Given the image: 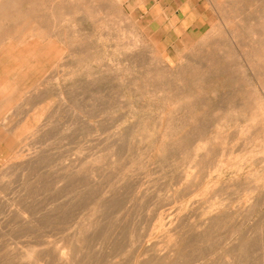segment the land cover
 <instances>
[{"label":"rangeland","instance_id":"obj_1","mask_svg":"<svg viewBox=\"0 0 264 264\" xmlns=\"http://www.w3.org/2000/svg\"><path fill=\"white\" fill-rule=\"evenodd\" d=\"M0 142V214L59 194L64 207L49 214L55 221L39 215L49 223L40 233L14 232L2 213L0 236L13 247L42 234L35 254L48 261L98 205L103 222L138 229L145 247L130 257L97 249L102 257L85 264H264V0H216L209 27L170 55L154 47L130 0H0ZM60 162L68 191L53 185V196L43 184ZM240 235L253 246L241 249Z\"/></svg>","mask_w":264,"mask_h":264},{"label":"bare ground","instance_id":"obj_2","mask_svg":"<svg viewBox=\"0 0 264 264\" xmlns=\"http://www.w3.org/2000/svg\"><path fill=\"white\" fill-rule=\"evenodd\" d=\"M47 108V107H46ZM52 113V112H51ZM60 114V113H59ZM41 115V114H40ZM59 116V115H58ZM44 117H45V115H44ZM47 118H48V116H47ZM33 120V119H32ZM49 120H50V118H49ZM43 123V122H42ZM41 123V124H42ZM61 123V122H60ZM44 124V123H43ZM45 126H46V124H45ZM69 127V126H68ZM41 128V127H40ZM53 128V127H52ZM14 129V128H13ZM7 130V129H6ZM43 130V129H42ZM51 130V129H50ZM35 131H37V130H35ZM53 132V131H52ZM60 132V131H59ZM28 133V132H27ZM38 133V132H37ZM45 134V133H44ZM38 135V134H37ZM36 135V136H37ZM53 135V133L51 134V137H53L52 136ZM68 135V134H67ZM66 135V136H67ZM43 136V135H42ZM55 136H57V135H55ZM68 137H69V135H68ZM60 138V137H59ZM64 138H65V136H64ZM29 139V138H28ZM40 139V138H39ZM49 139V138H48ZM51 140V139H50ZM66 140V139H65ZM40 142V141H39ZM43 142V141H42ZM46 142V141H45ZM33 143V142H32ZM50 143V142H49ZM33 146V145H32ZM51 146V145H50ZM54 146V145H53ZM45 147V146H44ZM48 150V149H47ZM54 150V149H53ZM59 150H61V149H59ZM69 150V148L67 149V151ZM51 151V150H50ZM49 151V152H50ZM63 151V150H62ZM44 152V151H43ZM20 153H22V152H20ZM45 153V152H44ZM69 153V152H68ZM40 154V153H39ZM42 154V153H41ZM60 154V153H59ZM58 154V155H59ZM31 155V154H30ZM55 155V154H54ZM58 155H57V157H58ZM62 155V154H61ZM67 155V154H66ZM134 155V154H133ZM24 156V155H23ZM45 156H46V154H45ZM51 156V155H50ZM50 156H48V157H50ZM35 157V156H34ZM52 157V156H51ZM76 157V156H75ZM41 158H42V156H41ZM44 158V157H43ZM42 158V159H43ZM36 159V158H35ZM40 159V158H39ZM74 159V158H73ZM78 159V158H77ZM101 159V158H100ZM12 160V159H11ZM14 160V159H13ZM20 160V159H19ZM22 160V159H21ZM45 162H46V159H43ZM64 160V159H63ZM75 160V159H74ZM73 160V161H74ZM81 160V159H80ZM27 161V160H26ZM52 161V160H51ZM54 161V160H53ZM58 161V160H57ZM85 161V160H84ZM141 161V160H140ZM18 162V161H17ZM20 162H22V161H20ZM47 162H48V160H47ZM59 162V161H58ZM58 162H56V163H58ZM68 162V161H67ZM24 163V162H23ZM44 163V162H43ZM54 163V162H53ZM83 163V162H82ZM87 163V162H86ZM103 163V162H102ZM35 164V163H34ZM45 164V163H44ZM66 164V163H65ZM64 164V162L62 163V162H60L59 164H55V165H57V166H55L56 167V170H57V175H55L54 177H56V178H54V180H51V179H49V178H46V181H47V179H49V181L50 182H45L43 185V187H45V188H43V190H45V191H50L51 190V187L54 185L55 187H59L60 189H59V191L60 190H63L64 189V192H65V188H66V186H68L69 185V176H71V175H69V174H71V173H69V165H65ZM75 164V163H74ZM73 164V165H74ZM89 164V163H88ZM92 164V163H91ZM24 165V164H23ZM35 166V165H34ZM41 166H42V164H41ZM50 166H53V165H51L50 164ZM79 166V165H78ZM83 166H85V165H83ZM27 167V166H26ZM32 167V166H31ZM80 167H82V166H80ZM89 167V166H88ZM11 168V167H10ZM36 168V167H35ZM79 168V167H78ZM91 168H92V166H91ZM99 168V167H98ZM97 168V169H98ZM30 169V168H29ZM48 169V168H47ZM46 169V170H47ZM94 169H96V168H94ZM101 169V168H100ZM116 169V168H115ZM32 170V169H31ZM73 170V169H72ZM79 170L80 169H78L77 171L79 172ZM85 170H87V167H86V169ZM85 170H83L82 169V171H81V173H78V175L79 174H84V173H82L83 171H85ZM108 170V169H107ZM111 170V169H110ZM114 170V169H113ZM75 171V170H74ZM91 171H92V169H91ZM102 171V170H101ZM51 172V171H50ZM70 172H72V171H70ZM86 172V171H85ZM96 172V171H95ZM95 172L94 171H92L91 173L94 175L95 174ZM99 172V171H98ZM98 172H97V175H98ZM107 172V171H106ZM39 173V172H38ZM37 173V175H39ZM43 174L44 173H46V171H44V172H42ZM74 173V172H73ZM75 173H76V171H75ZM87 173V172H86ZM88 173H90L89 171H88ZM90 173V175H92ZM105 173V172H104ZM110 173V172H109ZM112 173V172H111ZM114 173H115V170H114ZM50 174V176H51V174L52 173H49ZM103 174V173H102ZM149 174V173H148ZM21 175V174H20ZM54 175V174H53ZM85 175H88V174H85ZM85 175H84V177H85ZM89 175V177L91 178V176ZM104 175H106V174H104ZM40 176V175H39ZM38 176V177H39ZM76 175H74V178H76L75 177ZM94 176H96V174L94 175ZM103 176V175H102ZM112 176V175H111ZM118 176V175H117ZM33 177V176H32ZM37 177V178H38ZM43 177L44 176H42L41 178L43 179ZM49 177V176H48ZM88 177V176H87ZM87 177H85V179L87 178ZM129 177V176H128ZM22 178H24V177H22ZM41 178H39L40 180H42ZM50 178H52V176L50 177ZM72 178V177H71ZM92 178H95V177H92ZM91 178V179H92ZM96 178H98L97 176H96ZM103 178V177H102ZM101 178V179H102ZM109 178V177H108ZM116 178V177H115ZM31 179V178H30ZM30 179H29V181H30ZM33 179V178H32ZM88 179V178H87ZM90 179V180H91ZM99 179V178H98ZM105 179V178H104ZM123 179V178H122ZM125 179V178H124ZM14 180V179H13ZM24 180V179H23ZM73 180V179H72ZM76 179H74V181H75ZM93 180V182L95 181L94 179H92ZM121 180V179H120ZM8 181V180H7ZM37 181V180H36ZM53 181V182H52ZM85 181V180H84ZM110 181H111V179H110ZM234 181V180H233ZM25 182V181H24ZM38 182V181H37ZM89 182V181H88ZM93 182H91V183H93ZM103 182V181H102ZM112 182H114V181H112ZM123 182V181H122ZM34 183V182H33ZM70 183H72V182H70ZM77 183V182H76ZM75 183V185L77 186V184ZM79 183H81V181L79 182ZM84 183V182H83ZM95 183V182H94ZM98 183V182H97ZM104 183H106V182H104ZM117 183V182H116ZM115 183V184H116ZM9 184V183H8ZM28 184V183H27ZM38 184H40V181L38 182ZM86 184V183H85ZM90 184V183H89ZM11 185V184H10ZM42 185V183L39 185V186H41ZM73 185V184H72ZM92 185H94V184H92ZM91 185V186H92ZM96 185V184H95ZM94 185V186H95ZM98 185V184H97ZM102 185V184H101ZM100 184H99V186H101ZM1 186V185H0ZM4 186V185H3ZM8 186V185H7ZM23 186V185H22ZM27 186V185H26ZM38 185L36 186V189H37V187H39ZM89 186V185H88ZM111 186H113V184L111 185ZM110 186V187H111ZM120 186H122V184L120 185ZM35 187V186H34ZM42 187V186H41ZM40 188V187H39ZM74 188V187H73ZM84 188V187H83ZM94 188V187H93ZM97 188V187H96ZM121 188V187H120ZM119 188V189H120ZM123 188V187H122ZM2 189V188H1ZM0 189V190H1ZM3 189H4V187H3ZM3 189H2V191H3ZM42 189V188H41ZM53 189V188H52ZM68 189V187L66 188V190ZM78 189V188H77ZM118 189V188H117ZM24 190V189H23ZM22 190V191H23ZM27 190V189H26ZM25 190V191H26ZM31 191H32V189H30ZM39 190V189H38ZM43 190H39V191H42L43 192ZM57 191H58V188L56 189ZM70 190H71V186H70ZM90 190V189H89ZM93 190V189H92ZM97 190V189H96ZM112 190V189H111ZM22 191L20 190L19 192H21L22 193ZM24 191V192H25ZM28 191V190H27ZM53 191H55V188L53 189ZM68 191V190H67ZM71 191H73L74 192V190L72 189ZM80 191V190H79ZM5 192V191H4ZM17 192V191H16ZM23 192V193H24ZM33 192L35 193V191H34V189H33ZM36 192H38L37 190H36ZM51 193H53L52 192V190L50 191ZM81 192V191H80ZM82 192H83V190H82ZM87 191H85L84 193H86ZM96 192V191H95ZM95 192H93V193H95ZM99 192V191H98ZM104 192V191H103ZM11 193V192H10ZM28 193H29V191H28ZM34 193H32L33 194V196H34ZM55 193L56 194H58L56 191H55ZM62 193H63V191H62ZM71 193V192H70ZM78 193V192H77ZM92 193V192H91ZM26 194V193H25ZM30 194V193H29ZM36 194V196H37V193H35ZM39 194H41L40 192H39ZM42 194H44V193H42ZM49 194V193H48ZM68 196H69V193H66ZM66 194H64L65 196H67ZM79 194V193H78ZM82 194V193H81ZM80 194V195H81ZM98 194V193H97ZM105 194V193H104ZM14 195V194H13ZM24 195V194H23ZM31 195V194H30ZM60 195V194H59ZM59 195L58 196H56V197H53V199L55 198L57 201H55V202H58V199H57V197H59ZM63 194H62V196H64ZM86 195V194H85ZM94 194H92V196H93ZM99 195V194H98ZM107 195V194H106ZM105 195V196H106ZM111 193L109 194V197L111 198V196L112 195H114L115 197H116V195L115 194H112L111 196ZM245 195V194H244ZM25 196H28L27 194L25 195ZM32 196V195H31ZM48 196V195H47ZM47 196L45 197L44 196V198L42 199L41 197L42 196H40V199L41 200H44L45 198H47ZM49 196H51L52 197V195L50 194ZM49 196H48V198H49ZM53 196H54V193H53ZM61 196V195H60ZM63 197V199L65 198L66 199V197ZM77 196V195H76ZM75 196V197H76ZM103 196V195H102ZM123 196V195H122ZM19 197V196H18ZM22 197V199H23V196H21ZM38 197V196H37ZM71 197V196H70ZM69 197V198H70ZM81 197V196H80ZM82 197H83V195H82ZM97 196H94V199L96 198ZM100 197H101V195H100ZM100 197L99 198H96V199H100ZM108 197V198H109ZM115 197H113V199L115 198ZM121 197V196H120ZM145 197V196H144ZM6 198V197H5ZM10 198V197H9ZM27 198V197H26ZM32 198V197H31ZM34 198H35V196H34ZM77 198H79V196H77L76 197V199ZM90 198V197H89ZM93 198V197H92ZM109 198V199H110ZM119 198V197H118ZM122 198V197H121ZM126 198V197H125ZM141 198V197H140ZM263 198V197H262ZM3 199H4V197H3ZM13 199V198H12ZM21 198H20V200H22ZM50 199V198H49ZM53 199L51 198L50 199V202L49 201H47V199H45L44 201H40V202H44V205L43 204H40V202H39V205H35V203L36 202H31V204L32 203H34V205L36 206H34V205H32V206H34V207H30V206H27V204L28 203H30V202H27V204L26 205H24L22 208H19V209H14V208H12V209H10L8 212H6L7 214H4V211L2 212L3 214H4V216H8V218L10 219V222L12 221L11 220V218L14 220V223H15V226L17 227V228H15V229H12L14 232H16V229H21V230H19V232L20 231H24V230H26V233H27V230H32V229H36L38 226L40 227V222H42V221H39L40 220V217L41 216H39V215H44V213H43V211H45L46 213V215L45 216H47V215H49L51 212H53L55 209L56 210H63V208H61V209H58V208H56L57 207V203H55L54 201H53ZM60 199V198H59ZM62 199V200H63ZM95 199V200H96ZM106 199H107V197H106ZM112 198H111V200H113ZM157 199V198H156ZM27 200L29 201V200H34V199H29V198H27ZM52 200V201H51ZM61 200V199H60ZM61 200V201H62ZM78 200V199H77ZM87 200V199H86ZM93 199H91V201L90 202H93V203H91V206L94 204V201H92ZM101 200H103L104 202H107V201H105V199H100V201ZM115 200V199H114ZM118 200V199H117ZM116 200V201H117ZM127 200V199H126ZM23 201V200H22ZM25 201V203H26V199L24 200ZM23 201V202H24ZM34 201H36V199L34 200ZM39 200L37 199V202H38ZM60 201V202H61ZM67 201V200H66ZM66 201H65V203H62L63 205H65V204H68V203H66ZM69 201V200H68ZM67 201V202H68ZM96 201H98V200H96ZM102 201V204H104V202ZM115 201V202H116ZM5 202V201H4ZM3 202V203H4ZM10 202V201H9ZM14 202V201H13ZM18 202V201H17ZM52 202L53 203H55V204H52ZM74 202V201H73ZM72 202V203H73ZM89 202V201H88ZM128 202V201H127ZM11 203V202H10ZM60 203V204H61ZM76 203V202H75ZM79 203L81 204V200L79 201ZM97 203V202H96ZM99 204H100V202H98ZM109 203H111V201L109 200ZM108 203V204H109ZM112 203H114V201H112ZM120 203V206L122 205L121 204V201L119 202ZM124 203V202H123ZM262 203V202H261ZM13 204H15V203H13ZM38 204V203H37ZM59 204V205H60ZM62 204H61V206H62ZM83 204H84V202H83ZM87 204V203H86ZM108 204H107V207L105 208V211L107 212V210H109V206H108ZM4 204H2V206H3ZM10 205V204H9ZM9 205H7V201H6V205H4L5 206V208L6 207H9ZM17 205H18V203H17ZM21 205H23V203L21 204ZM30 205V204H29ZM75 205V204H74ZM89 205V204H88ZM101 205V204H100ZM113 205V204H112ZM112 205H110V206H112ZM116 205H119L118 204V202H117V204ZM125 205V204H124ZM0 206H1V204H0ZM3 206V207H4ZM12 206V205H11ZM11 206H10V208H11ZM19 206V205H18ZM61 206H58V207H61ZM66 206V205H65ZM73 206V205H72ZM76 206H78L77 204H76ZM98 206V205H97ZM96 206V208H94V205L92 206L93 208H94V210H93V212L90 214V215H88L86 218H84L83 219V217H82V220L80 219V221H78V222H73V220H72V222L74 223L73 224V228L71 229V230H69V229H67V232H68V230H69V236L67 237L66 235V238H67V241H65V243H63V244H61L60 246H52V248L54 249V252L53 251H51V252H53L54 254L51 256L52 258H50L48 261L46 260L45 261V257L43 258L44 260H42V257H40V255L38 254V256L35 254V253H38V252H36V250H38L39 251V248H37V246H39V244H44V243H42V241L40 240V237H41V239H42V234H41V236L39 237V236H37V237H33L34 236V234H33V238L32 237H30L31 235H28V234H25V235H27V236H29L31 239H33V241L31 240L29 243H27V244H24V243H26V241L22 244V246H18V247H13L12 246V244L14 245V243L16 242H11L10 241V239L8 240V239H3L4 237H2V236H0V237H2L1 239L2 240H0V264H85V261H87L86 263H88V260H92V257L95 255V251L97 250V249H99L100 251H102V253L103 252H105L104 254H106V251L107 250H109L110 252L112 251V252H115V255L116 256H118V255H125V254H128V256L129 255H132V253L131 252H135V251H139V249H141L143 246L145 247V245L143 244L144 243V239L141 237V236H139V235H137L136 233H140V232H138L139 230L137 229L136 230V226L134 227L135 228V231H137V232H135L134 230H130V228L128 229L127 227H125V226H122V222L120 223L121 225H117L118 224V222L116 223L115 221H113V219L112 220H109V221H107V220H105V221H107V222H103V219L102 218H99L101 215L99 214V213H102L101 212V207L102 206H100V207H97ZM114 206H115V204H114ZM2 207V208H3ZM75 207V206H74ZM80 207V206H79ZM109 207V208H108ZM5 208H4V210H5ZM16 208V207H15ZM18 208V207H17ZM70 208H72V207H70ZM76 208V207H75ZM108 208V209H107ZM112 208H114V207H112ZM112 208H110V214H112L111 212L113 211L112 210ZM116 208H118L117 206L115 207V209ZM130 208H131V206H130ZM78 209H80V208H78ZM83 209V208H82ZM86 209V208H85ZM90 209V208H89ZM90 209V210H91ZM107 209V210H106ZM120 209H121V207H120ZM6 210H8V209H6ZM75 210H77V209H75ZM90 210H86L87 211V213H90V212H88V211H90ZM103 210V209H102ZM112 210V211H111ZM70 211H71V209H70ZM74 211V210H73ZM73 211H72V213H73ZM125 211V210H124ZM131 211V210H130ZM129 211V212H130ZM59 212V211H58ZM61 212V211H60ZM60 212L58 213V214H60ZM67 212H68V209H67ZM66 212V213H67ZM106 212H104V213H106ZM2 213L0 214L1 216H3L2 215ZM57 213V212H56ZM63 213L65 214V212L63 211ZM63 213H61V214H63ZM71 213V212H70ZM69 213V214H70ZM122 213V212H121ZM154 213V212H153ZM103 214V213H102ZM165 214V213H164ZM233 214V213H232ZM249 214V213H248ZM52 215H54V213H52ZM55 215H57V214H55ZM55 215L53 216V217H55ZM87 215V214H86ZM104 215V214H103ZM107 215H108V213H107ZM106 214H105V216H107ZM49 216H51V215H49ZM49 216H47L46 217V219L47 220H45V222L46 221H48V219H50V218H48ZM60 216V215H59ZM69 216V215H68ZM72 216H73V214H72ZM84 216V215H83ZM122 216V215H121ZM121 216L119 217V218H121ZM173 216H174V214H173ZM11 217V218H10ZM43 218H44V216H42ZM41 217V218H42ZM52 216H51V219L53 218ZM56 217H58V215L56 216ZM65 217V216H64ZM79 217V216H78ZM81 217V216H80ZM102 217V216H101ZM113 217V216H112ZM111 217V218H112ZM123 217V216H122ZM171 217V216H170ZM8 218H6V217H4V219L6 220V219H8ZM58 218H61V217H58ZM57 218V219H58ZM69 218V217H68ZM118 218V219H119ZM0 219H1V217H0ZM45 219V218H44ZM50 219V220H51ZM54 219H56V218H53L52 220H54ZM106 219V218H105ZM123 219H124V217H123ZM127 219H130V218H127ZM41 220H43V219H41ZM74 220H76V219H74ZM121 220V219H120ZM1 222L2 221H4L3 219H1L0 220ZM7 221V220H6ZM55 221V220H54ZM70 221V220H69ZM124 221H125V219H124ZM130 221V220H129ZM128 221V222H129ZM134 220H132V222H133ZM5 222V221H4ZM8 222V221H7ZM10 222H8V224L7 225H9L10 224ZM52 221H50V227L51 226H53L52 225V223H51ZM58 222V221H57ZM71 222V221H70ZM71 222V223H72ZM127 222V223H128ZM140 222V221H139ZM12 223H13V221H12ZM11 223V224H12ZM43 223V222H42ZM47 223V222H46ZM54 223V222H53ZM56 223V222H55ZM60 223V222H59ZM126 223V224H127ZM177 223V222H176ZM1 224V223H0ZM40 224V225H39ZM49 224V223H48ZM47 224V225H48ZM61 224V223H60ZM70 224V223H69ZM68 224V225H69ZM130 224H132V223H130ZM242 224H243V222H242ZM1 225H3V223L1 224ZM46 225V224H45ZM44 225V226H45ZM46 225V226H47ZM67 225V224H66ZM65 225V226H66ZM72 225V224H71ZM237 225V224H236ZM262 225V224H261ZM4 226V225H3ZM14 225H12V227H13ZM41 226H43V225H41ZM44 226H43V229H44ZM45 226V227H46ZM59 226H62V225H59ZM58 226V227H59ZM70 226V225H69ZM69 226H67V228H71V227H69ZM130 226V225H129ZM138 226V225H137ZM254 226V225H253ZM252 226V227H253ZM38 227V228H39ZM49 227V226H48ZM49 227V228H50ZM54 227H56L55 225H54ZM93 227V228H92ZM139 227V226H138ZM137 227V228H138ZM168 227V226H167ZM237 227V226H236ZM239 227H241L240 228V230L243 228V226H239ZM238 227V228H239ZM245 227V226H244ZM7 229L9 228V227H6ZM37 228V229H38ZM42 228V227H41ZM41 228H39L40 230H41ZM47 228V227H46ZM52 228V227H51ZM132 229H133V227H131ZM139 228H141V227H139ZM238 228H236V229H233V235H234V237H235V235L236 234H238L239 233V229ZM259 228V227H258ZM36 229V230H37ZM38 229V230H39ZM48 229V228H47ZM250 229V228H249ZM253 229V228H252ZM37 230V231H38ZM39 230V231H40ZM61 230V229H60ZM66 230V229H65ZM35 231V230H34ZM38 231V232H39ZM48 231H49V229H48ZM47 231V232H48ZM62 231V230H61ZM64 231V230H63ZM14 232H12V233H14ZM21 232V233H22ZM29 232V231H28ZM166 232V231H165ZM21 233H19V235L21 234ZM32 233V232H31ZM30 233V234H31ZM40 233V232H39ZM53 233V232H52ZM57 233H58V229H57ZM145 233V232H144ZM245 233V232H244ZM4 234V233H3ZM2 234V235H3ZM7 234V233H6ZM49 234V233H48ZM141 234H143V233H141ZM186 234V233H185ZM242 234V233H241ZM10 235H11V233H10ZM13 235V234H12ZM18 235V236H19ZM21 235H24V234H21ZM59 234H57L56 236H58ZM145 235V234H144ZM206 235V234H205ZM4 236H5V234H4ZM7 236V235H6ZM5 236V237H6ZM50 236V235H49ZM80 236H82L81 238H80ZM150 236V235H149ZM229 236V235H228ZM232 236V235H231ZM249 236H250V234H249ZM10 237H12V236H10ZM23 237V236H22ZM29 237L27 238L28 240H29ZM51 237V236H50ZM64 237V236H63ZM146 237V236H145ZM144 237V238H145ZM190 237H192V236H190ZM201 237V236H200ZM204 237V236H203ZM254 237V236H253ZM263 237V236H262ZM15 238V237H14ZM18 238V237H17ZM19 238H21V236L19 237ZM26 238V237H25ZM180 238V237H179ZM229 238H231V237H229ZM232 238H233V236H232ZM12 239V238H11ZM46 239V238H45ZM58 239H60V238H58ZM62 239V238H61ZM65 239V238H64ZM81 239V240H80ZM15 240V239H14ZM14 240H12V241H14ZM17 240V239H16ZM49 240V239H48ZM66 240V239H65ZM172 240H174V239H172ZM238 240H240V248L241 249H245V248H247V247H249V246H253V245H251V244H249L245 239H244V235H240L239 237H238ZM256 240V239H255ZM21 242H18V243H22V239L20 240ZM58 241V240H57ZM64 240H62V242H63ZM81 241H84L85 242V244H82L81 246H80V244L78 245V243L80 242L81 243ZM182 241V240H181ZM251 241V240H250ZM257 241V240H256ZM44 242V241H43ZM178 242V241H177ZM56 243V242H55ZM169 243V242H168ZM186 245H190L191 246V244H190V240H186ZM256 243V242H255ZM254 243V244H255ZM15 244H17V243H15ZM45 244H47V243H45ZM44 244V245H45ZM51 244V243H50ZM149 244V243H148ZM235 244V243H234ZM18 245V244H17ZM56 245V244H55ZM94 245H95V247H96V249H95V247H94ZM180 245V244H179ZM184 245V244H183ZM176 246V245H175ZM43 247V246H42ZM42 247H41V249H42ZM46 247V246H45ZM55 247V248H54ZM143 247V248H144ZM211 247V246H210ZM37 248V249H36ZM44 248V247H43ZM197 248V247H196ZM252 248V247H251ZM177 249V248H176ZM184 249V248H183ZM183 249H181L182 251H183ZM186 249V248H185ZM184 249V250H185ZM248 249V248H247ZM43 250V249H42ZM98 250V252H100ZM181 250L179 249V250H177L178 252H179V254L177 255V256H180L181 257V254H185V252H181ZM233 250H234V248H233ZM253 250V249H252ZM257 250V249H256ZM173 251H175V250H173ZM235 251V250H234ZM51 252H50V250H49V253L51 254ZM177 252V253H178ZM233 252V251H232ZM41 253H43L42 251L40 252V254ZM45 254H47V251H46V249H45V252H44ZM131 253V254H130ZM181 253V254H180ZM202 253V252H201ZM100 254V253H99ZM112 254V253H111ZM168 254V253H167ZM175 254V253H174ZM186 254H187V252H186ZM185 254V255H186ZM42 255V254H41ZM49 255V254H48ZM109 255H110V253L108 254V257H109ZM199 255V254H198ZM35 256V258H33ZM43 256V255H42ZM104 256V255H103ZM106 256V255H105ZM96 257H98L97 255H96ZM95 256H94V258H96ZM99 257H102V256H99ZM98 257V258H99ZM120 257V256H119ZM124 257V256H123ZM123 257H120V259L122 258V261L124 262L125 260H123L124 258ZM130 257V256H129ZM132 257V256H131ZM172 257V256H171ZM93 258V259H94ZM97 258V259H98ZM105 258V257H104ZM128 258V257H127ZM126 258V259H127ZM165 258V257H164ZM163 258V259H164ZM179 258V257H178ZM188 258H189V255H188ZM195 258V257H194ZM114 259H116V258H114ZM119 259V260H120ZM128 259H130V258H128ZM160 259V258H159ZM162 259V258H161ZM160 259V260H161ZM169 260H170V258H168ZM184 259V258H183ZM191 259V258H190ZM190 259H187V261L186 260H184V261H186V263L190 260ZM96 260V259H95ZM94 260V262L93 263H95V264H98V262L96 263V261H98V260H96L95 261ZM103 259H101V261H102ZM159 260V261H160ZM192 261L194 260V259H191ZM41 261H43V262H41ZM107 261V260H106ZM116 261H118V259L116 260ZM121 261V262H122ZM132 260H130L129 262H131ZM142 261V260H141ZM175 261H177V260H175ZM179 261V260H178ZM181 261H182V258H181ZM180 261V262H181ZM247 261V260H246ZM121 262H120V264H121ZM125 262H127V261H125ZM128 262V263H129ZM149 262V261H148ZM172 262V261H171ZM178 263V264H182V262L181 263ZM227 262V261H226ZM104 263H106V262H103V264ZM107 263H109V261L107 262ZM112 263H114V260L112 261ZM184 263V262H183ZM186 263H184V264H186ZM188 263H190V261L188 262ZM89 264H90V262H89ZM111 264V263H110ZM117 264H119V263H117ZM141 264V263H140ZM163 264V263H162ZM168 264V263H167ZM174 264H175V262H174ZM229 264V263H228ZM244 264V263H243Z\"/></svg>","mask_w":264,"mask_h":264},{"label":"crops","instance_id":"obj_3","mask_svg":"<svg viewBox=\"0 0 264 264\" xmlns=\"http://www.w3.org/2000/svg\"><path fill=\"white\" fill-rule=\"evenodd\" d=\"M216 0H130L154 47L165 54L186 48L209 27ZM0 142V165L6 150Z\"/></svg>","mask_w":264,"mask_h":264}]
</instances>
